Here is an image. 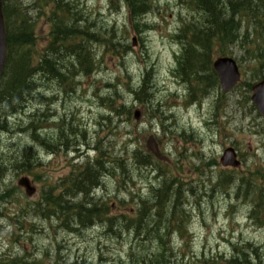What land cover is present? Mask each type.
Listing matches in <instances>:
<instances>
[{
	"label": "rangeland",
	"instance_id": "1",
	"mask_svg": "<svg viewBox=\"0 0 264 264\" xmlns=\"http://www.w3.org/2000/svg\"><path fill=\"white\" fill-rule=\"evenodd\" d=\"M21 1L28 6L34 0ZM113 1L63 2L78 19L95 27L89 28L91 31L103 35L104 42L89 45L98 62L97 72L55 80L38 75L33 81L37 80L42 97H29L17 114L7 110V133L0 135V164L5 163L0 170V260L12 257L16 264H137L145 232L160 225L171 231L169 241V233L165 236L166 247L175 250L174 257L169 254L170 264H201L206 260L226 264L231 258L240 264H264V212L252 214L261 191L258 188L264 189V125L250 104H244L246 88L241 85L221 96L218 90L212 92L216 88L213 78L201 73L207 77L211 93L203 99L199 92L191 97L188 85H177L171 78L176 70L175 56L183 52L181 43L171 35L182 21L190 23L200 15L178 0H153L154 9L144 19L150 27L139 24L137 35L124 9L115 8ZM48 3L45 8L52 10L54 3ZM37 13L35 8L29 14L36 19ZM251 24L260 27L256 21ZM49 30L46 19L38 18L39 54L50 44ZM256 44L264 50L261 42L256 40ZM230 55L246 73L242 82L249 81L252 57L246 59L240 46ZM143 76L146 82L142 85ZM137 89L142 93H132ZM121 105L131 108V114L121 115ZM94 147L97 152L90 157L100 151L106 161L123 158L119 161L123 169L107 163L98 190L88 197L65 196L56 204L61 214L52 217L43 205V192L54 187L55 195L58 190L66 195L62 182L73 165L84 161L86 150ZM135 147L152 155L148 166L127 159L124 152ZM227 147L240 155V168L220 165ZM53 152L55 155L50 154ZM21 163L25 165L15 169L14 165ZM26 167L36 169L38 182L22 175ZM220 175L225 183L230 178L226 190L215 188ZM24 176L35 187V194L26 199L16 190L17 181ZM164 182H171L173 189L160 200L171 210L176 203H184L188 218L153 206L156 193L150 196L149 189L162 187ZM146 200L149 203L144 210L141 203ZM98 203L101 208L107 204L108 216L115 218L110 231L107 224L85 228L79 223L78 211ZM75 208L76 220L70 219L66 213ZM95 208L96 212L101 210ZM139 209L140 222H130ZM69 225L72 228L66 229ZM137 228L141 229L138 235ZM175 228L183 235L188 231L189 237L181 240ZM147 248L152 253L163 251L156 243H148Z\"/></svg>",
	"mask_w": 264,
	"mask_h": 264
},
{
	"label": "trees",
	"instance_id": "2",
	"mask_svg": "<svg viewBox=\"0 0 264 264\" xmlns=\"http://www.w3.org/2000/svg\"><path fill=\"white\" fill-rule=\"evenodd\" d=\"M48 1L36 0L35 4L28 8L20 5L18 0H13L9 4L3 0L7 58L0 81V131L6 129L5 119L9 116L8 108L17 114L22 109V104L29 97L36 95L38 83L37 80L36 83L33 81L36 76L51 80L73 79L77 74L88 76L98 68V62L89 45L92 41L102 39L96 38L95 35H88L85 29L77 24L80 22L78 17L69 15L67 6L63 3L64 0H51L54 3L52 10L45 8L49 5ZM124 2V7L130 14V21L136 29L137 19L150 10L151 0H124ZM179 3L200 15L194 20L191 19L190 23L183 22L180 29L181 35L178 36L183 52L176 58L174 73L182 81L181 84L188 85L190 96L195 98L199 92L203 99L211 93V88L207 87V77L213 78L216 85L212 92L217 91L218 82L212 70V60L215 57L229 55L231 48L237 44L246 49V58L250 54L255 64L250 69L249 81L242 84L248 94L251 84L264 77V50L256 48V40L264 45V36H262V33L264 34V0H179ZM35 8H38V13L36 19H33L29 13ZM40 17H44L50 27L48 34L50 44L41 54L36 50L37 19ZM254 21L258 22L260 27L258 29L254 27L248 33V28ZM243 23L246 25L242 30ZM253 48L255 52H252ZM242 72L243 77H246L245 71ZM201 73L207 77H202ZM140 93H142L141 90ZM242 98L244 104H250L249 96ZM120 110L124 112L125 108L122 107ZM125 114L128 113L125 112ZM133 158L135 161L138 160L137 152L133 154ZM144 158L149 163L150 158L147 156ZM14 160L17 162L18 158ZM98 161V159L95 160L93 165L87 164L82 172L70 179L71 188L68 189L67 197L71 199L88 197L99 189L100 171L103 170V166ZM22 164L24 163H21V166ZM162 179L167 181L164 176ZM221 179H218L215 187L226 190L230 178L227 183L225 178ZM172 189L171 182H164L155 193L165 196L167 191ZM258 189L261 191L258 195V203L253 208L254 214L264 210V189L261 187ZM254 195L257 196L256 193ZM95 207L100 209V203L94 204L92 208L89 206L78 211L80 224H85L86 216L97 217ZM159 255L150 259L149 255L142 250L136 256V263L161 264Z\"/></svg>",
	"mask_w": 264,
	"mask_h": 264
},
{
	"label": "water",
	"instance_id": "3",
	"mask_svg": "<svg viewBox=\"0 0 264 264\" xmlns=\"http://www.w3.org/2000/svg\"><path fill=\"white\" fill-rule=\"evenodd\" d=\"M5 58H6V38H5V28H4V22L2 16V2L0 0V77L3 72ZM213 70L217 75L220 89L223 92H229L239 81L238 68L233 59L230 58L217 59L213 63ZM251 101L264 121V81L252 86ZM220 161L224 167L231 166L233 168H236L239 166V162L236 160V154L231 148L226 149L223 152V156L221 157ZM19 184L25 186L29 194L32 193V190L29 189L27 181L25 179L21 180Z\"/></svg>",
	"mask_w": 264,
	"mask_h": 264
},
{
	"label": "bare ground",
	"instance_id": "4",
	"mask_svg": "<svg viewBox=\"0 0 264 264\" xmlns=\"http://www.w3.org/2000/svg\"><path fill=\"white\" fill-rule=\"evenodd\" d=\"M6 133H7L6 129L0 131V135H2V134H6ZM68 191H69V190L67 189L66 192H68ZM67 195H68V193L66 194V197H67ZM84 226H85V225H84Z\"/></svg>",
	"mask_w": 264,
	"mask_h": 264
}]
</instances>
